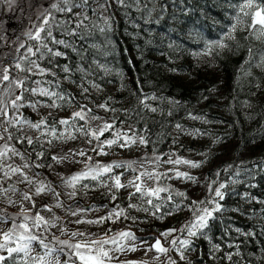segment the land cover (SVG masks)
Segmentation results:
<instances>
[{
	"label": "trees",
	"instance_id": "trees-1",
	"mask_svg": "<svg viewBox=\"0 0 264 264\" xmlns=\"http://www.w3.org/2000/svg\"><path fill=\"white\" fill-rule=\"evenodd\" d=\"M44 3L45 0H24L30 21L4 19L8 27L5 32L0 31V37H4L0 40V64L12 63L16 55L13 46L24 36L22 27L35 22L36 8L40 9ZM98 3L104 4L105 0ZM108 3L110 7L106 11L98 9L94 14L88 10L97 27L90 28L82 39L79 35L54 31L70 47L50 44L65 55L51 57V63L47 58L40 63L51 68L56 76L34 77L48 81L58 78L57 86H45L72 97L71 102L57 101L61 106L56 108L25 107L21 112L33 122L46 118L55 124L58 135L67 136V126L57 121L71 117L83 106L85 110L91 109L89 114L100 115L114 125L101 140L114 139L119 131L129 136L133 133L136 137L144 136L148 143L124 148L113 145L104 149L107 155H98L92 149L100 144V139L89 135L85 139L75 127L70 131L75 139H55L50 134L42 135L43 130L27 126L16 133L34 140L39 136V141L32 145L15 139L9 143L24 154V162L33 165L28 168L31 175L53 190L36 197L34 208L40 209L48 197L53 199L55 207L50 212L58 227L51 233L40 229L39 234L52 246L56 244L53 236L69 240L61 229L84 232L90 239H100L106 232L114 235L131 230L137 237L138 248L126 251L127 256L138 255L145 248L140 243L143 239L157 237L169 247L174 236L186 234L176 232L163 237L161 233L170 228L180 229L191 221V202L213 199L214 191H209V185L215 189L223 183L224 198H215L222 206L221 211L214 213L203 235L187 237L191 240L185 251L187 260H180L174 250L168 256L177 264H264V68L257 67L264 57V38L257 39L243 24L237 25L233 39L228 38L242 0H125L124 4L108 0ZM92 8H98L97 3H92ZM56 17L71 19L63 13H57ZM105 17L109 18L111 27L101 32ZM216 42L227 47H214ZM65 65L70 69L68 73L63 72ZM248 72L251 74L246 75ZM90 82L99 87H92ZM82 88H88V93H83ZM145 96L149 97L146 102L157 111L141 105ZM152 96L157 99H151ZM26 99L46 98L27 95ZM105 103L107 110L98 107ZM177 124L182 128L177 129ZM48 139L52 140L51 144L46 142ZM80 150L92 157L88 163L125 164L113 170V175L123 173L120 178L124 184L141 173V165L161 164L157 172H168L163 161L169 157H183L201 164L197 168L179 165L180 171L196 178L194 181L176 178L172 172L159 182L150 181V187L158 183L168 187L173 196L172 201L164 199L168 193H161L160 200L152 197L155 203L162 204V212L154 216L155 209L145 203L149 197L142 198L139 193L129 195L135 192L133 187L110 192L101 181L86 179L75 189L66 186L55 192L53 185L60 188L66 185L67 178L85 169L86 157L74 155ZM40 152L44 153L42 157L37 156ZM54 156H68V159L57 161ZM156 156L161 160L150 162ZM128 163L132 168L127 167ZM106 182L109 186L112 183ZM85 184L89 187L85 188ZM72 191L76 192L75 196L69 195ZM178 192L184 193V197L176 195ZM57 203L61 206L57 207ZM129 204L138 207L129 208ZM117 208L124 209L125 215L115 222L75 223L78 219L95 220ZM144 208L149 210L143 211ZM67 209L63 216L60 211ZM31 211L35 210L31 208ZM72 212L77 215L73 216ZM214 245L220 246L219 251ZM230 253L232 259L228 260ZM161 256L164 263L167 257ZM7 264L14 262L9 260Z\"/></svg>",
	"mask_w": 264,
	"mask_h": 264
},
{
	"label": "snow or ice",
	"instance_id": "snow-or-ice-1",
	"mask_svg": "<svg viewBox=\"0 0 264 264\" xmlns=\"http://www.w3.org/2000/svg\"><path fill=\"white\" fill-rule=\"evenodd\" d=\"M118 4H124L125 0H116ZM0 3L7 4L9 9L16 3V0H0ZM92 3H97L98 8H92ZM47 0L46 3L40 5V10L36 14V21L39 23L32 22L30 27L25 33V39L20 41L15 49L16 55L12 60L11 64H0V199H3L8 205H14L17 203L16 200L12 199L16 195L18 189L15 183H9L5 186V183L11 181L13 177H19V183H27L29 185H36L35 192L25 191L22 193L21 200L28 201L35 207V201L33 195L40 196L46 191H52V189L46 185L43 181H37L33 177H30L25 169L32 167L33 165L25 160L23 166L9 163L13 157H20L24 159V154L21 153L14 145L9 142L15 139L18 143L26 142L32 145L39 141V136L35 138L30 136H20L16 133L23 131L25 126L30 127L34 130H43L42 135L50 134L55 139H75L71 132L65 136L63 133L57 134L55 124H50L46 118H41L39 121L33 122L24 117L21 109L30 107L36 109L38 106L46 107H60L57 101H63L64 103H70L72 97H68L62 92L53 90L52 87L45 85L57 86L59 79L48 81L45 79H34V77H46L56 76V73L51 68H45L41 66L40 61H44L46 58L51 63V57H60L65 53L54 49L49 45H64L70 47L65 39H58L54 35V31H58L61 34L67 35H79L82 39L86 32L90 31V28H96L97 25L93 24L91 18L87 12L89 9L95 14L98 9L107 10L110 7L108 0H105L104 4H99L98 0ZM79 9V11H76ZM57 13H63L70 16L71 19H60L56 17ZM102 14V13H101ZM247 18V19H245ZM236 24L232 25V32L228 33V38L233 39V33L237 29V25L243 24L245 27L252 31L257 36V39L264 38V0H242L239 5V13L236 16ZM109 18H104L105 28H100L99 31L104 32L105 29L110 30ZM4 37H0L3 40ZM19 40V38H17ZM214 47L225 48L227 45L223 42H216ZM24 50L21 52V50ZM75 51V48L72 49ZM257 67L264 68V57H262L261 63ZM69 67L65 65L63 72L68 73ZM248 72L246 75H250ZM92 87H99L94 82H90ZM35 85V86H32ZM83 93H88V88H82ZM39 96L46 99L36 101L26 99V96ZM149 97L145 96L141 99L140 103L144 108H150L152 112L157 111L155 107H150L146 102ZM151 99L155 100L157 97L152 96ZM99 108L107 110V104L98 105ZM88 112L91 109L87 110ZM114 111V110H113ZM193 119L198 117L193 116ZM76 119H85V108L82 106L80 111H76L69 118H62L57 123L59 125L72 127V122ZM92 119H98L93 116ZM114 127L113 124L105 122L102 127L96 130L85 131L83 126L77 128L76 131H82L85 135H89L92 138L99 140L106 131L111 130ZM177 129H181L182 126L177 124ZM67 130V129H66ZM129 131H132L129 129ZM199 130H197V134ZM47 143L51 144L52 140L48 139ZM91 143V140L89 141ZM147 144L148 141L144 136L136 137L133 133L129 136L127 132H117L114 139H106L100 143L92 151L97 152L98 155H107L104 151L105 147L111 148L116 145L120 148L130 147L133 144ZM43 152L37 154L38 157H42ZM74 155L86 157L85 169L73 174L67 178L64 182L66 185L75 189L81 181L91 179L94 181H101L110 192L115 189L119 191L121 188L133 187L135 192L129 195H135L139 193L141 197H149L145 203L151 205L155 211L152 213L154 216L162 212V204L155 203L152 197L157 200L161 199V193H168L166 196L167 201H172L173 196L168 187H161L157 183L156 187L145 189L142 187L144 177L149 180L159 182L162 177L168 176V172L174 173L176 178H183L189 181H194L196 178L188 172L180 171L178 167L169 169L168 172H141L133 180L129 181L128 184L121 182V175H113L114 168H123L125 164L119 162H112L109 164H100L99 162L88 163L92 161L91 156L80 150ZM54 160L63 161L68 159V156L64 157H53ZM160 156H156L152 163L159 162ZM165 164H172L174 166L187 165L191 168H197L200 166V161H192L183 157H176L175 159L169 157L164 160ZM41 165L35 164V167ZM128 168H132V164H127ZM231 167V166H229ZM171 178V177H169ZM111 180L112 183L106 182ZM85 188L88 185H83ZM225 188L223 183H220L215 189L209 185V191H214V198L206 201H192L189 205L190 210L193 213L191 221L183 225L180 229L170 228L161 233V236L168 237L173 233L180 232L185 233V237H173L170 241L169 247H165L159 238H155V243L148 246L146 251H155L157 255L153 257L155 260H159L161 255L167 257L164 264H177V261L168 256L170 251H176L179 255L180 260H187L185 251L189 249L191 240L187 237H196L197 235H203V230L208 227L209 220L213 218L214 213L221 211V204L217 199L222 200L224 198V192L222 189ZM56 195H59L58 193ZM70 196H75L76 192L72 191ZM180 197H184V193H176ZM112 199L115 200V194L112 195ZM205 205H211L205 206ZM57 207L61 205L57 203ZM22 207V203H21ZM129 208H136L137 205L129 204ZM45 209L51 211V207L48 205L44 206ZM179 208V205H177ZM148 211V208L142 209ZM78 211H84L80 209ZM73 216L77 215V212L71 213ZM170 214V213H168ZM20 216L19 222H17L15 215H8L5 210L0 209V223H9L10 227L6 231H0V264H7V261L12 260L15 264L19 261V264H112L113 260L118 259L115 253H124L126 251H136L138 245L135 243L137 237L131 230H121L114 235H109L107 232L100 239H88L87 234L84 232L75 231L70 235L71 237H85V239L77 240L72 243L70 240H61L59 237L53 236L52 239L56 241L55 245L50 246V242L46 243V237L39 234L41 227L47 228L50 221L46 219L40 212H36L35 215H29L25 211H21L16 214ZM124 209H113L106 216L98 217L95 220H76L75 223H87V224H103L106 221H113L124 217ZM135 219V218H133ZM53 227L56 225L53 224ZM37 230V231H34ZM66 231V229H61ZM251 235V234H249ZM33 242H36L39 247L43 249V255L33 256ZM142 244H147L146 241H141ZM216 251H219L220 246H213ZM64 257L61 260V257ZM228 260L232 259V254H228ZM120 264H146L144 261H121Z\"/></svg>",
	"mask_w": 264,
	"mask_h": 264
},
{
	"label": "rangeland",
	"instance_id": "rangeland-1",
	"mask_svg": "<svg viewBox=\"0 0 264 264\" xmlns=\"http://www.w3.org/2000/svg\"><path fill=\"white\" fill-rule=\"evenodd\" d=\"M47 2V0H45V3ZM39 7L36 8L35 11V16L37 14V12L39 11ZM14 14V15H13ZM17 14H23L21 17L17 16ZM9 18H14L15 20H19V19H24L25 21H30L31 18L27 15V13L25 12V6H24V0H16V3L11 7V9H9V7L7 6V4L4 3H0V31L5 32L8 25H5V20L4 19H9ZM34 22V21H33ZM36 19H35V23H36ZM30 27H32V22L29 24V27H22V32L25 33ZM25 36H23L20 41L24 40ZM19 43L16 42L13 46V49H16L17 44ZM24 50L22 49L21 52H23ZM79 111V110H76ZM75 111V112H76ZM95 115H91L88 113L87 110H85V119L78 121V120H74L72 122V127L68 128L67 130L68 132L73 131L72 128L75 127V130L77 128H80L81 126H83V128L85 129V131H92V130H96L99 127H102L103 124L105 122L109 123L107 120H105L103 117H101L100 115H97L95 117H98V119H92V117ZM68 117V116H67ZM80 123V124H79ZM0 131H2V129H0ZM42 131V130H40ZM78 133H80L85 139H88V135H85L84 132L82 131H77ZM76 132V133H77ZM103 140L100 139V143H102ZM106 148V147H105ZM87 154V153H86ZM80 157V156H79ZM9 163H14L15 165H20L23 166L24 164V159H21L20 157H13V159L11 161H8ZM163 165L161 164H147V165H141V172H157L161 169ZM165 167H167L168 169H172L174 167H180V166H174L172 164H164ZM25 171L27 172V174L30 177H33L30 173V170L27 168L25 169ZM136 176H132L131 180H133ZM35 180L39 181L37 178L33 177ZM19 177H13V179L11 181H8L5 183V186H7L9 183H15L16 187L18 189L16 195H14L12 197V199L16 200L17 203L14 205H8L3 199H0V209L5 210L6 213L10 216L15 215L17 222H19L20 220V216L16 215L18 213H20L21 211H25L27 212V214L29 215H35L36 212H40L41 215H43L46 219H48L50 221L49 226L47 227V229L45 230L44 227H41V230H44L46 232H53L55 231V229H57V221H55L53 219L54 215L52 212L48 211L47 209L44 208L45 205H48L49 207L53 208L54 206V200L50 199V197L47 198L46 201H43L41 208L40 209H35L31 203H29L28 201H22L21 197H22V193L25 191H31L32 193L35 192V187L36 185H29L26 182L25 183H19ZM143 179V185L142 187H144L145 189L147 188H151V183L146 177L142 178ZM55 188V192L58 190H62L65 189L66 186L68 185H64L62 187L59 188L58 185H53ZM53 192V190H52ZM60 192V191H59ZM36 197L39 196H35L33 195V200L36 201ZM53 198V197H52ZM50 199V200H49ZM21 203H22V207H21ZM31 208H33L35 211H31ZM67 210H61V214L64 216L65 212L68 211ZM55 224L56 226L53 227L52 225ZM10 227V222L9 223H0V231H6L8 230V228ZM40 230V229H39ZM75 232L74 230H68L66 228V234L69 236V240L72 241L71 239H73L74 241L77 240H82L85 239V237H71V233ZM86 238H88L86 236ZM102 238V237H100ZM155 238L157 237H153V238H148V239H143L144 241H148L150 244H146L144 249H140L139 250V254H135V255H129L127 256L126 253H115V255L118 257V259L113 260L112 264H120L121 261H144L146 262V264H164L162 262V256H160L159 260H155L153 259V257H155L157 255V253L153 250V251H146L147 247L154 244L155 243ZM90 239V238H88ZM92 239H96V238H92ZM160 239V238H159ZM161 240V239H160ZM162 242V241H161ZM33 256H38V255H43V249L41 247H39L37 245L36 242H33V250L31 253ZM143 255V256H142Z\"/></svg>",
	"mask_w": 264,
	"mask_h": 264
}]
</instances>
